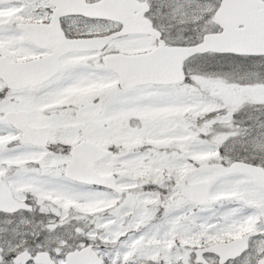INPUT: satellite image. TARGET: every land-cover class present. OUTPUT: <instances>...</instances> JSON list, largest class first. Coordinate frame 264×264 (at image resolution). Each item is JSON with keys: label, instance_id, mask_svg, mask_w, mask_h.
Returning <instances> with one entry per match:
<instances>
[{"label": "snow or ice", "instance_id": "6c2138e0", "mask_svg": "<svg viewBox=\"0 0 264 264\" xmlns=\"http://www.w3.org/2000/svg\"><path fill=\"white\" fill-rule=\"evenodd\" d=\"M0 264H264V0H0Z\"/></svg>", "mask_w": 264, "mask_h": 264}]
</instances>
